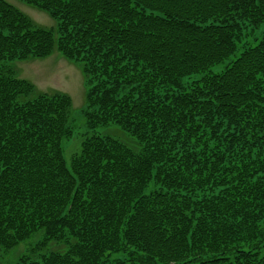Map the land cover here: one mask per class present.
I'll return each mask as SVG.
<instances>
[{
  "label": "trees",
  "instance_id": "1",
  "mask_svg": "<svg viewBox=\"0 0 264 264\" xmlns=\"http://www.w3.org/2000/svg\"><path fill=\"white\" fill-rule=\"evenodd\" d=\"M18 1L58 29L0 0V250L43 231L19 264H264V37L236 56L264 0ZM55 52L87 129L138 148L87 133L68 163L72 98L12 67Z\"/></svg>",
  "mask_w": 264,
  "mask_h": 264
},
{
  "label": "rangeland",
  "instance_id": "2",
  "mask_svg": "<svg viewBox=\"0 0 264 264\" xmlns=\"http://www.w3.org/2000/svg\"><path fill=\"white\" fill-rule=\"evenodd\" d=\"M19 11L27 15L39 27L57 30L58 24L46 12L35 7H31L18 0H8ZM57 35V34H56ZM58 37V36H57ZM264 37V23L258 29L251 27L244 30L241 40L238 43L239 50L236 54L238 57L242 50L256 47ZM235 56L230 57L221 64L211 68V72L221 73L224 69L234 61ZM12 67L17 71V75L21 79H26L34 83L38 91L42 93H66L73 101V113L71 126L74 131V140L66 141L65 156L70 163L71 158L80 150V142L82 135H111L125 142L133 148H138L136 141L127 133L117 126L101 127L94 131L88 130L84 117V108L86 103V85L81 69L63 57L61 53L55 52L46 59H33L29 61L14 62ZM203 74L193 75L184 79L185 83L199 79ZM44 232L35 235L30 240L21 243L11 253L0 250V264H19L22 258L29 253L30 247L36 245L42 240ZM52 249L64 250V246H51ZM117 257V255H114Z\"/></svg>",
  "mask_w": 264,
  "mask_h": 264
}]
</instances>
